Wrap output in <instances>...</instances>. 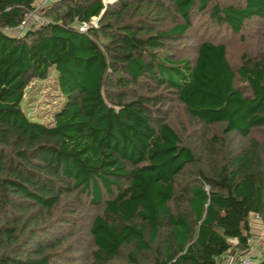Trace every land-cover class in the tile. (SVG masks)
<instances>
[{
	"label": "trees",
	"instance_id": "16d2710c",
	"mask_svg": "<svg viewBox=\"0 0 264 264\" xmlns=\"http://www.w3.org/2000/svg\"><path fill=\"white\" fill-rule=\"evenodd\" d=\"M37 1L0 0V264H68L83 247L88 264H219L247 249L252 220L264 227V56L182 50L198 16L240 35L264 0H54L19 29ZM49 74L60 98L43 121L21 104ZM229 134L249 141L234 151Z\"/></svg>",
	"mask_w": 264,
	"mask_h": 264
},
{
	"label": "rangeland",
	"instance_id": "374dc122",
	"mask_svg": "<svg viewBox=\"0 0 264 264\" xmlns=\"http://www.w3.org/2000/svg\"><path fill=\"white\" fill-rule=\"evenodd\" d=\"M40 1L41 0L37 1L36 5L40 4ZM111 1L112 0H102L103 3ZM197 18L199 19H197L196 22L193 23L192 27L188 29V36L190 39L185 42L190 45L183 47L182 51L185 56H193L195 45L203 39L215 42H224L227 46L228 57L233 62H237L238 56L242 52L247 53L249 56H264V19H252L242 28L240 35H235L223 26H215L211 20H208L202 15ZM59 98L60 97L57 95L54 75L49 74L46 79H33L29 83L24 91V97L21 105L24 111L31 117H40L44 121L46 119L49 120L53 107L56 106V104L58 105ZM170 114V119L173 122L176 120H180V122L183 121L184 116L181 113L179 106H171ZM183 128H186L187 131L191 130L188 125H184ZM212 128L216 129L215 127ZM214 131L216 130H213V132ZM211 133L208 132L206 135L209 136ZM251 137L261 142L263 141V134L260 131H254L251 134ZM226 140L228 144H226V146H231L234 151L244 147L249 141L247 138H241L239 136H235L234 134L226 136ZM85 250L86 247H83L73 258L74 262L70 261L68 264H88V258L85 255ZM232 254L233 253L230 255ZM232 256L230 257L232 258ZM235 263L236 262H234V264Z\"/></svg>",
	"mask_w": 264,
	"mask_h": 264
},
{
	"label": "built area",
	"instance_id": "2783aa9c",
	"mask_svg": "<svg viewBox=\"0 0 264 264\" xmlns=\"http://www.w3.org/2000/svg\"><path fill=\"white\" fill-rule=\"evenodd\" d=\"M54 0H41L40 4H37L34 9L28 12L26 17L17 26L19 29L31 25H39L42 23L41 12L46 5ZM95 18H91L90 22L94 24ZM87 24L84 22L79 23L78 29L80 31H85ZM248 248L240 251L238 254L233 253L232 255H226L222 258L219 264H251L250 255H257L258 253L264 251V227L262 226L258 231L251 232V235L246 240ZM253 246V247H252ZM253 251V252H252ZM252 252V254H250ZM232 256V258L230 257ZM239 259V261H238Z\"/></svg>",
	"mask_w": 264,
	"mask_h": 264
},
{
	"label": "crops",
	"instance_id": "0c3cea01",
	"mask_svg": "<svg viewBox=\"0 0 264 264\" xmlns=\"http://www.w3.org/2000/svg\"><path fill=\"white\" fill-rule=\"evenodd\" d=\"M260 226V227H259ZM262 227V224L261 225H259L258 224V221H256V220H252V224H251V226H250V231H252V232H254V231H258L260 228ZM253 247V246H252ZM240 251H238V250H233V253H239ZM253 252V251H252ZM252 252L250 253V254H252ZM264 252V251H263ZM252 255H250V257H251ZM249 257V258H250ZM251 259V258H250ZM251 261V260H250Z\"/></svg>",
	"mask_w": 264,
	"mask_h": 264
}]
</instances>
